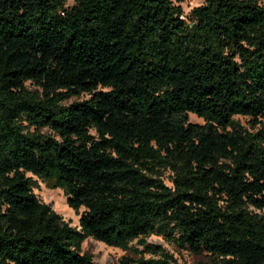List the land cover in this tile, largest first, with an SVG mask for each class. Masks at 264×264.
I'll return each mask as SVG.
<instances>
[{
  "label": "trees",
  "instance_id": "16d2710c",
  "mask_svg": "<svg viewBox=\"0 0 264 264\" xmlns=\"http://www.w3.org/2000/svg\"><path fill=\"white\" fill-rule=\"evenodd\" d=\"M67 1L0 0V264H93L85 238L120 264H179L149 236L264 264L260 0L186 17L170 0ZM32 177L83 209L76 227Z\"/></svg>",
  "mask_w": 264,
  "mask_h": 264
},
{
  "label": "rangeland",
  "instance_id": "374dc122",
  "mask_svg": "<svg viewBox=\"0 0 264 264\" xmlns=\"http://www.w3.org/2000/svg\"><path fill=\"white\" fill-rule=\"evenodd\" d=\"M174 4L180 6V9L182 11V15L184 17L187 16L189 11L197 7L201 4V0H184L181 3H176L175 0H170ZM260 5L264 7V0H260ZM66 5H71V1H67ZM25 85L32 89L28 85V83H25ZM88 98L87 95H79L78 97H71L63 104H69L72 102H78L82 100H86ZM187 122L193 123V124H201L202 121L198 118H196L193 115L187 114L186 116ZM234 120H236L241 127L244 129H248L247 125V118L240 117V116H234ZM40 132H45L44 129H42ZM27 176H30L27 174ZM32 179L35 181L34 189L32 190L33 194L37 198L38 201L41 203L49 206V208L60 218V220L68 226L74 228L77 226L78 217L83 211L82 208H79L77 210V213L69 209L65 204V197L63 196V193L59 189H51L47 187L43 182L37 181L35 178L32 177ZM164 183L168 185L167 182V176L164 175ZM264 213V210H263ZM145 241L149 244H154L159 247H161L165 252L168 254H171L173 258L179 263V264H209L208 257L205 253H200L197 255L190 254L186 250H181L173 247L172 245H169L165 243L160 237L157 236H149L145 239ZM135 243L131 242L129 244V247H134ZM81 252L88 254L91 256V260L93 264H120L119 260L123 256H130L128 252H123L117 248H112L105 246L104 244L94 241L90 238H85L82 240L80 244Z\"/></svg>",
  "mask_w": 264,
  "mask_h": 264
}]
</instances>
